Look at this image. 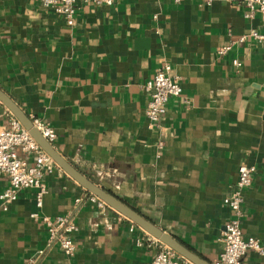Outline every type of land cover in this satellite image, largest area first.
I'll return each instance as SVG.
<instances>
[{"label": "crops", "instance_id": "obj_1", "mask_svg": "<svg viewBox=\"0 0 264 264\" xmlns=\"http://www.w3.org/2000/svg\"><path fill=\"white\" fill-rule=\"evenodd\" d=\"M245 12L237 0L79 3L68 26L38 0H0V90L53 128L51 145L81 174L213 264L231 217L223 199L241 165L255 168L241 231L264 242V41L251 38L264 34V19ZM164 65L182 96L151 127L144 85ZM9 115L1 105L0 129ZM45 183L41 208L34 189L21 190L7 210L0 205V264L152 262L156 247L142 229L130 232L131 221L90 203L62 170ZM7 186L0 178V192ZM64 215L78 228L74 256L56 246L37 256L47 240L41 217ZM241 264H264V256L248 251Z\"/></svg>", "mask_w": 264, "mask_h": 264}, {"label": "built area", "instance_id": "obj_2", "mask_svg": "<svg viewBox=\"0 0 264 264\" xmlns=\"http://www.w3.org/2000/svg\"><path fill=\"white\" fill-rule=\"evenodd\" d=\"M117 1L119 0H38L43 8L62 16L68 26L73 25L79 3L111 6ZM178 1L175 0V2ZM237 1L244 5L246 19H253L256 14L264 19V0ZM251 38L263 42L264 34L253 32ZM244 39L245 37L240 38L239 42L242 43ZM229 51L230 47L225 46L220 48L217 53L219 56H225ZM232 65L237 68L241 67V63L237 60H232ZM144 90L150 95L145 110L146 119L151 127H157L161 117L166 113L169 100L180 98L182 88L177 78L172 75L170 66L164 65L157 70L153 78L145 83ZM31 123L49 144L54 142L56 134L48 123L39 119H32ZM161 148L162 144H159V149ZM19 153L32 154L33 162L28 163L19 156ZM55 170L60 169L20 122L10 114L8 127L0 129V178L5 177L8 182V186L0 192L2 210H7L17 200L18 193L25 189L36 191V206L41 208L43 197L47 194L45 177L51 175ZM254 172L253 166H239L237 180L230 194L223 199V205L228 208L231 217L222 234L223 250L213 264H241V259L248 251L264 256V242L253 237L244 238L240 226L244 202L243 191L251 185ZM88 201L101 210L109 209L102 200L90 193ZM79 203L80 200L75 201L76 205ZM30 217L37 219L36 214H31ZM41 221L46 227L47 240L44 247L37 252V256L44 255L53 246L59 248L66 257L74 256L76 245L72 235L77 232L78 228L73 218L69 215L55 218L43 216ZM130 224L129 231L133 232L136 225L131 222ZM149 238L150 243L156 247L150 264H180L181 257L176 252L157 239ZM141 243L140 240L136 241L137 245Z\"/></svg>", "mask_w": 264, "mask_h": 264}, {"label": "water", "instance_id": "obj_3", "mask_svg": "<svg viewBox=\"0 0 264 264\" xmlns=\"http://www.w3.org/2000/svg\"><path fill=\"white\" fill-rule=\"evenodd\" d=\"M0 104L20 122L23 128L31 135V137L40 146V148L51 157L57 167L62 170L67 176H69L72 180H74L85 191L102 200L109 208L124 216L126 219L131 221L133 224L142 229L151 237L157 239L164 245L168 246L180 257L188 260L192 264H205L197 256H195L194 254L189 252L185 247H183L171 235L162 231L160 228L146 220L143 216H141L132 208L127 206L117 197L113 196L103 188L94 184L87 177L81 174L75 167H73L59 153H57L53 146L49 144L33 127L29 117L1 90Z\"/></svg>", "mask_w": 264, "mask_h": 264}]
</instances>
